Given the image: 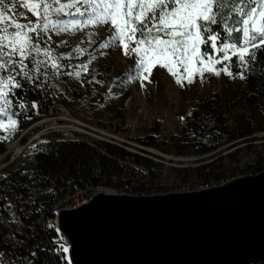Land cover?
<instances>
[{
  "label": "rangeland",
  "instance_id": "obj_1",
  "mask_svg": "<svg viewBox=\"0 0 264 264\" xmlns=\"http://www.w3.org/2000/svg\"><path fill=\"white\" fill-rule=\"evenodd\" d=\"M213 1L216 11L188 25L186 16L193 0H13L12 9L2 20L7 54L4 64L12 69L32 51L37 63L53 62L59 78L56 89L69 104L57 102L39 112V121L30 129L40 131L28 144L54 132L70 139L66 136L77 135V124L89 125L130 141L133 154L158 165L149 170L153 185L178 187L180 180L173 170L200 165L197 156L177 157L173 151L155 148L144 152L136 139L155 135L150 128L158 124L156 143L172 148V138L183 129L193 104L221 91L226 86L230 60L245 57L255 43L246 24L240 44H217L208 37L210 24L224 25L250 0ZM39 15L44 18L40 32L33 27ZM31 32L34 39L38 37L36 45L30 43ZM92 45L96 47L90 50ZM85 52V59L78 60ZM105 70L108 79L100 85L99 74ZM72 90L77 97L71 96ZM118 108L125 118V133L111 129L110 117ZM257 136L254 148L260 150L264 137ZM22 148L18 140L7 147L8 163L4 162L5 155H0V176L16 157L25 161ZM240 149L245 152V147ZM224 152L218 156L224 157ZM136 171L139 175L149 173L140 167Z\"/></svg>",
  "mask_w": 264,
  "mask_h": 264
},
{
  "label": "trees",
  "instance_id": "obj_2",
  "mask_svg": "<svg viewBox=\"0 0 264 264\" xmlns=\"http://www.w3.org/2000/svg\"><path fill=\"white\" fill-rule=\"evenodd\" d=\"M182 1L187 3L190 0ZM193 1L186 16L188 25L217 10V4L213 0ZM12 7L13 0H0V155H5L6 163L10 160L6 154L10 144L18 140L21 146H26L33 134L40 131L39 128L30 129L39 121V112L51 109L57 102L69 105L67 99L56 89L59 78L53 62L46 65L37 63L32 51L12 69L4 64L7 54L3 46L2 20ZM43 23L44 18L39 15L33 24L34 30L42 31L39 26ZM243 24L254 34L255 43L245 57L241 59L236 56L230 60L226 86L221 91L198 98L193 104L183 129L172 138V148H162L156 143L158 124L150 128L155 135L144 140L136 139L144 152L155 148L168 153L173 151L177 157L192 155L201 158L197 162L200 165L173 170L180 183L192 189L197 186L210 188L219 185L233 173L231 164L236 162L242 151L239 148L220 158L218 154L250 143L253 136L264 134V0H250L240 5L224 25L210 24L207 36L217 40V44H240L244 37ZM34 36L32 32L29 35L32 45L39 43L38 37L34 39ZM95 47L96 45H92L90 50ZM87 52L78 60H84ZM99 79L100 85L108 79L106 70L99 74ZM70 93L72 97L78 96L74 90ZM35 104L39 105L40 110H37ZM110 118L112 131L125 133L122 109L115 110ZM22 132H26L23 137L20 136ZM221 149L224 150L212 154ZM24 151L25 161H13L0 176V215L4 212L6 202L13 199L14 195L28 199L32 192L38 193L36 204L44 214H48L55 200L54 193L63 196L88 185L99 184L112 187L135 184L145 189L146 186L153 185L149 170L154 166L158 167L122 148L105 143H98L96 148V145L92 146L81 138L66 139L58 133L43 135L38 141L30 142ZM252 151V147H248L243 153L247 156ZM209 158L216 159L203 163V160ZM223 158L231 163L227 165ZM128 162L133 163L134 168ZM262 166L264 164L259 165L254 173L263 171ZM138 167L149 173L139 175L136 171ZM18 206L15 203L17 210ZM12 218L18 220L19 226L22 224V212L13 213ZM23 220L34 223V211L23 216ZM4 232H8V227L0 217V246L7 248L11 241L5 237ZM17 237L27 242L22 254L32 259L34 264H60L58 259L47 252V247H40L42 244L46 246L48 241L41 229H38L36 235L25 230ZM34 246H37L36 257L29 254Z\"/></svg>",
  "mask_w": 264,
  "mask_h": 264
},
{
  "label": "water",
  "instance_id": "obj_3",
  "mask_svg": "<svg viewBox=\"0 0 264 264\" xmlns=\"http://www.w3.org/2000/svg\"><path fill=\"white\" fill-rule=\"evenodd\" d=\"M193 192L99 194L56 214L68 264L264 263V170Z\"/></svg>",
  "mask_w": 264,
  "mask_h": 264
},
{
  "label": "built area",
  "instance_id": "obj_4",
  "mask_svg": "<svg viewBox=\"0 0 264 264\" xmlns=\"http://www.w3.org/2000/svg\"><path fill=\"white\" fill-rule=\"evenodd\" d=\"M77 126H78L76 130L77 135L74 136V134L73 135L70 134L66 137H69L72 140L81 138L85 140L87 143H90L92 146L97 145L98 143H102V144L105 143L118 148V143L110 142V134L99 131L94 127L82 123L77 124ZM23 134L24 132H22V135ZM85 136L92 137V139H87ZM105 136L107 138H105ZM27 147L28 146H23L21 150L22 153L25 152L24 150ZM248 147L250 148L252 147V150H254V157H253L254 160L247 161V163L244 164L243 171L236 172L234 169V174H233L234 178H239L240 176L254 175L253 170L257 168L260 164H264V159H259V152L261 150H264V148H261L260 150L254 148V146H247L245 148ZM130 153L133 154V152ZM17 159L18 158H16L14 161H16ZM231 179H226V181H229ZM123 185H128V184H123ZM123 185L119 187H112L105 184L88 185L83 189H78L74 191V193H67L63 196L54 193L55 200L50 209L51 211L48 214H44L43 213L44 211L41 209V207L38 204H36V198L38 196L37 195L38 193L32 192V194L28 199H23L21 198V196L14 195L13 199H10L6 202L3 209L4 212L0 215V217L4 219V225L8 226V232H4L5 237H7L9 241H11V243L7 248H3V246H0V264H34L32 259L30 260V258L28 259L27 256H24L22 254V252H24L23 248L27 247L28 245L27 242L17 237V235H19L20 232H23L25 230H28L29 232L31 231L32 234L36 235L38 229H41L42 233L47 235L48 241L46 246L42 244L40 245V247L41 248L45 247V249L47 247V252L53 255L55 259H57L55 255V251L63 250V253H65V251L64 248L60 245V242H54L53 238H51L50 236V229L56 228L55 225L56 214L64 210H75V208H78L79 206L89 203L90 200H92L95 196L99 194H107V195L126 194L135 197V196H150V195L173 193V192L175 193L183 192L181 189L179 190L176 186H174L173 188H165L164 186H156V187L148 188V186H146L145 189L139 188V186H132V193H125L123 192ZM197 190H202V189L200 188ZM15 203L19 205L18 210L15 208ZM27 208L28 209L30 208V210H27ZM31 210L34 211V223L28 221L24 222L23 216L30 215L32 212ZM15 212H22V224L20 226L14 227L12 225V217H13V213ZM34 240H38V239L34 238ZM36 249L37 246H34V248L29 251L30 256L36 257L37 255ZM61 264H68L67 256L65 263H61Z\"/></svg>",
  "mask_w": 264,
  "mask_h": 264
},
{
  "label": "bare ground",
  "instance_id": "obj_5",
  "mask_svg": "<svg viewBox=\"0 0 264 264\" xmlns=\"http://www.w3.org/2000/svg\"><path fill=\"white\" fill-rule=\"evenodd\" d=\"M104 132V131H103ZM261 136L262 137H264V134H261ZM256 137H257V139H259L258 138V136L257 135H255V136H253L252 138H251V141L252 142H250V143H244V144H241V145H239V147L238 148H234V149H231V150H229V151H226V152H224V154L226 155V154H228V153H230L231 151H233V150H236V149H239V148H241V147H245V146H248V145H250V146H254V141L256 140ZM250 140V139H249ZM110 142L111 143H118V147L119 148H124V149H126L128 152H131L130 151V149H129V147L128 146H130L131 147V143L129 142V141H127L126 139H121L119 136L117 137V136H114V135H110ZM27 146V145H26ZM224 149H221V150H218V151H216V152H214V153H212V154H216V153H219V152H221V151H223ZM24 154V153H23ZM212 154H210V155H212ZM224 154H223V156H224ZM209 155V156H210ZM209 156H207V157H209ZM253 157H254V150L251 152V154H249V155H245V153H243V152H240L239 153V156L236 158V162L235 163H232L231 164V167H230V169L233 171V173L232 174H229V176L227 177V178H225V180L224 181H222L219 185H221V184H224L225 182H226V179H231V178H234V169H235V171L236 172H239V171H242L243 169H244V164H246L247 162V160H249V159H252V160H254L253 159ZM17 158V157H16ZM220 158V157H219ZM201 158H195V160L196 161H198V160H200ZM259 159H264V150H261L260 152H259ZM231 163V161H229L228 160V163H227V165H229ZM262 164H260V166H261ZM263 168H264V166H262ZM183 168H188V167H183ZM243 168V169H242ZM258 169H254L253 170V174H254V172H256ZM255 175V174H254ZM144 183V182H143ZM132 186H136L135 184H132V185H123V192H125V193H132ZM157 185H149L148 186V188L149 187H156ZM179 190L181 189L183 192H193V191H195V190H197V189H207V188H209V187H207V186H197V187H195V188H189L188 186H186V185H183V184H181V183H179V186L177 187ZM35 191V190H34ZM12 225L15 227V226H19V222H18V220H15L14 218H12ZM5 226H7V225H5ZM8 227V226H7ZM50 236H51V238H53V240H54V242H61L60 240H59V238H58V236H57V229L56 228H51L50 229ZM55 255H56V258L59 260V262H60V264L61 263H65V260H66V255H65V253H63V250H61V251H55Z\"/></svg>",
  "mask_w": 264,
  "mask_h": 264
}]
</instances>
